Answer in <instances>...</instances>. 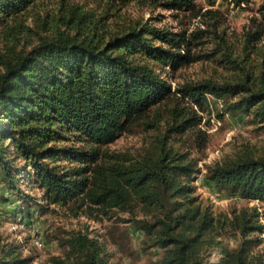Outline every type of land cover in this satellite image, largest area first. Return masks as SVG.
Instances as JSON below:
<instances>
[{
    "label": "trees",
    "instance_id": "16d2710c",
    "mask_svg": "<svg viewBox=\"0 0 264 264\" xmlns=\"http://www.w3.org/2000/svg\"><path fill=\"white\" fill-rule=\"evenodd\" d=\"M35 1L0 0V26L14 21L12 27H22L18 19ZM149 1L195 11V0ZM230 1L237 6L243 0ZM89 17L79 11L57 19L50 35L28 51L0 50V182L26 201L20 182L35 186L41 212L58 204L93 217L113 210L134 214L140 204L158 210L161 217L136 221L164 249L156 264H207L198 253L201 237L225 229L237 232L241 242L237 250H222L217 264H264V248L252 250L263 243L257 210L242 207L215 216L195 204L186 179L197 171L196 163L166 149V139L155 156L138 160L105 148L138 122L155 127L164 114L167 132H193L201 121L196 108L203 111L208 96L264 129V77L258 87L246 75L238 82L201 80L174 89L155 65L176 71L206 57L191 52L193 39L204 31L190 38L183 30L143 22L105 38L101 18ZM193 135L200 138L199 132ZM205 179L215 190L264 202V155L216 163ZM64 245V255L51 256L50 264H109L103 245L85 232H73ZM27 261L12 247L0 264Z\"/></svg>",
    "mask_w": 264,
    "mask_h": 264
},
{
    "label": "rangeland",
    "instance_id": "374dc122",
    "mask_svg": "<svg viewBox=\"0 0 264 264\" xmlns=\"http://www.w3.org/2000/svg\"><path fill=\"white\" fill-rule=\"evenodd\" d=\"M206 10L210 13L202 15ZM79 11L90 15L89 20L101 18L105 38L143 22L172 31L183 30L190 38L193 32L204 31L202 38L193 39L191 52L206 57L176 71L155 65L174 89L201 80L238 82L246 75L258 87L256 83L264 77V0H243L237 6L230 0H195L194 12L168 9L149 0H36L18 19L22 27H12L17 24L14 21L8 23L9 27L0 26V50L28 51L39 42V37L50 35L49 28L57 19L66 20L72 12ZM196 11L201 14L195 15ZM196 111L201 121L193 132H167L164 114L155 127L146 128L138 122L105 148L138 160L155 156L160 141L166 139V149L183 153L196 163L197 171L186 179L193 187L191 197L195 204L209 208L215 216L254 207L264 227L263 201L243 200L215 190L205 179L207 168L216 163L245 154L264 155V129L252 123L246 114L226 112L224 100L212 96H208L203 111L197 108ZM194 132L200 133L199 139ZM19 186L29 200L18 197L0 182V259L14 247L20 258H28L26 264H50L51 256L64 255V239L77 231L87 233L103 245L109 264H156L164 254V249L136 222L154 220L155 215L161 217L158 210L150 212L140 204L134 214L113 210L93 217L74 215L71 204H58L41 212L34 199L39 198L41 191L27 182L21 181ZM258 237L263 243L252 250L264 248V228ZM200 240L198 253L207 264L219 263L224 258L222 250H237L241 242L239 234L230 229L207 232Z\"/></svg>",
    "mask_w": 264,
    "mask_h": 264
}]
</instances>
